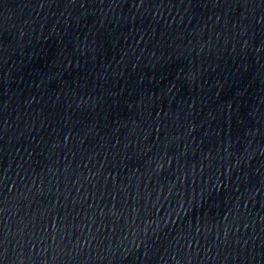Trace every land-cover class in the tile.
I'll use <instances>...</instances> for the list:
<instances>
[{"label":"water","instance_id":"1","mask_svg":"<svg viewBox=\"0 0 264 264\" xmlns=\"http://www.w3.org/2000/svg\"><path fill=\"white\" fill-rule=\"evenodd\" d=\"M0 264H264V0H0Z\"/></svg>","mask_w":264,"mask_h":264}]
</instances>
